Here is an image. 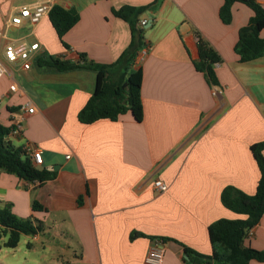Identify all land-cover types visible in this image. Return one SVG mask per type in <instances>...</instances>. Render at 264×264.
<instances>
[{
  "label": "crops",
  "instance_id": "crops-1",
  "mask_svg": "<svg viewBox=\"0 0 264 264\" xmlns=\"http://www.w3.org/2000/svg\"><path fill=\"white\" fill-rule=\"evenodd\" d=\"M42 1L79 14L63 37L68 49L48 16L36 26L7 27L16 9ZM153 1L0 0V61L9 40L23 47L37 42L38 56L76 62L83 54L87 62L111 64L131 40L127 22L111 10ZM254 1L264 10V0ZM222 4L158 0L141 16L145 45L134 67L142 72L140 122L129 112L114 122H79L78 112L96 87L92 71L55 72L35 64L38 56L27 71L7 65L11 74L0 79V124H20V133L8 139L16 147L38 149L37 168L56 173L40 184L0 172V207L9 203L18 218L44 228L49 223L45 231H54L51 239L59 233L73 238L70 256L52 264H145L156 243L164 247L162 264H194L185 249L211 256L210 223L243 218L223 207L220 195L226 186L254 194L259 181L250 146L264 141V55L239 63L238 30L253 12L235 2L232 20L224 24ZM259 35L264 39V29ZM198 37L220 59L213 70L217 86L195 70ZM30 107L34 111L28 114ZM156 180L167 186L164 192L154 187ZM33 202L43 210L33 209ZM40 235L25 236L36 241ZM244 245L264 252V214Z\"/></svg>",
  "mask_w": 264,
  "mask_h": 264
},
{
  "label": "trees",
  "instance_id": "trees-1",
  "mask_svg": "<svg viewBox=\"0 0 264 264\" xmlns=\"http://www.w3.org/2000/svg\"><path fill=\"white\" fill-rule=\"evenodd\" d=\"M158 0L149 4L131 7L124 5L111 10L116 18L127 22L131 40L122 51L118 59L111 64L87 62L81 54L79 61H65L41 54L36 59L37 65L55 72H70L85 69L96 74V87L86 105L79 110L77 118L83 125H90L99 120L117 121L126 112L130 113L138 122L142 119V104L140 89L142 72L135 69L138 52L144 47L142 40L143 28L138 26L141 16L150 9H154ZM241 2L247 6L253 15L248 24L238 30L235 52L239 63H247L264 55V39L259 35L264 29V10L254 0H224L219 9V17L224 24L232 20L231 5ZM49 22L65 49V34L79 21V14L74 10H65L59 5H53L48 14ZM197 49L199 60L194 62L195 70L203 73L207 82L217 86L214 64L220 59L213 47L201 37H198ZM9 128L0 124V172L14 174L20 180L42 184L55 177V171L38 169L32 160L24 153V149L16 147L9 139ZM251 153L259 171L254 194H247L233 186H226L221 191L220 200L223 207L236 215L243 216L236 220L219 219L210 223L207 231L211 243V256L193 255L185 249L188 258L199 264H249L250 261L264 263V252L246 247L244 239L250 229L257 225L264 214V141L250 146ZM33 209L43 210L36 202ZM43 232L39 222L35 225L31 218H18L11 209V204L4 203L0 207V237L7 236L4 247L16 248L22 235H38ZM29 246V244H27Z\"/></svg>",
  "mask_w": 264,
  "mask_h": 264
},
{
  "label": "built area",
  "instance_id": "built-area-1",
  "mask_svg": "<svg viewBox=\"0 0 264 264\" xmlns=\"http://www.w3.org/2000/svg\"><path fill=\"white\" fill-rule=\"evenodd\" d=\"M51 6L48 2H40L32 7L24 6L19 7L15 10V13L9 18L7 22V27H18L23 23H27L30 26H36L41 19H44L48 16ZM146 21L138 23L139 27H144ZM3 31H0V37H3ZM39 44L37 42L30 43L27 47L17 45L16 43L7 40L3 47V59L0 61V79L4 75L11 74L8 69V64L17 63L23 71L30 69L32 63L38 56ZM10 91L16 90V85L11 84L9 86ZM213 95H218L219 93L215 90L212 92ZM26 113L31 114L34 111V108H27ZM21 125L15 123L9 128V135H18L21 131ZM24 153L32 160L34 165L40 166L42 164L41 153L38 149L27 145L23 147ZM154 187L159 192H164L167 186L161 181L156 180L154 182ZM164 260V247L163 244L156 243L148 251L145 257V264H162ZM184 264H187L186 262ZM205 264V263H202Z\"/></svg>",
  "mask_w": 264,
  "mask_h": 264
},
{
  "label": "rangeland",
  "instance_id": "rangeland-1",
  "mask_svg": "<svg viewBox=\"0 0 264 264\" xmlns=\"http://www.w3.org/2000/svg\"><path fill=\"white\" fill-rule=\"evenodd\" d=\"M25 1L27 0H14L15 4ZM45 228L43 227V232L36 241L30 236H21L14 249L3 246L7 236L0 237V264H52L58 260H66L73 250V238L59 233L55 235V239H51L54 231H45ZM28 243L31 244L29 247ZM68 245H71L70 249L67 248Z\"/></svg>",
  "mask_w": 264,
  "mask_h": 264
}]
</instances>
